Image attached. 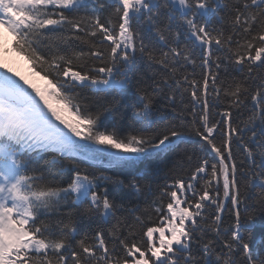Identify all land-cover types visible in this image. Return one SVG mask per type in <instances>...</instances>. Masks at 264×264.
Listing matches in <instances>:
<instances>
[{
  "label": "snow or ice",
  "instance_id": "1",
  "mask_svg": "<svg viewBox=\"0 0 264 264\" xmlns=\"http://www.w3.org/2000/svg\"><path fill=\"white\" fill-rule=\"evenodd\" d=\"M5 33L47 84L0 62V264H264V0H0Z\"/></svg>",
  "mask_w": 264,
  "mask_h": 264
},
{
  "label": "bare ground",
  "instance_id": "2",
  "mask_svg": "<svg viewBox=\"0 0 264 264\" xmlns=\"http://www.w3.org/2000/svg\"><path fill=\"white\" fill-rule=\"evenodd\" d=\"M10 59L13 60V64L9 65L14 73H18L19 77H24L29 81L30 84H35L38 87L43 88L46 85L44 80H41L37 74L33 71L32 66L27 63L26 59H22L15 56H10Z\"/></svg>",
  "mask_w": 264,
  "mask_h": 264
},
{
  "label": "rangeland",
  "instance_id": "3",
  "mask_svg": "<svg viewBox=\"0 0 264 264\" xmlns=\"http://www.w3.org/2000/svg\"><path fill=\"white\" fill-rule=\"evenodd\" d=\"M5 37L6 38H5L4 42H3L4 45H5V48L4 49H0V62H4V63L7 64L8 67H10L9 65H12L13 62H14L13 60L10 59L11 55L15 56V58L18 57L19 59L20 58L22 59V57L19 56L18 54H16L15 52L11 51V40L13 39L11 37V35L5 33ZM27 63H29V62L27 61ZM17 78H19V76ZM53 103L55 104V101H53ZM64 115L70 121L73 119L72 115L70 113H68L67 111L64 112Z\"/></svg>",
  "mask_w": 264,
  "mask_h": 264
},
{
  "label": "trees",
  "instance_id": "4",
  "mask_svg": "<svg viewBox=\"0 0 264 264\" xmlns=\"http://www.w3.org/2000/svg\"><path fill=\"white\" fill-rule=\"evenodd\" d=\"M190 147H192V146L190 145ZM160 176L163 177V172L160 173ZM160 182L162 183V180ZM142 203H143V201H141V204ZM154 219H156V218L154 217ZM259 224H260V218L257 217V226H258V228H259ZM154 226H158V224L154 225ZM258 228H257V231H258ZM259 241H260V236L257 234V235H255L254 244L259 243Z\"/></svg>",
  "mask_w": 264,
  "mask_h": 264
}]
</instances>
